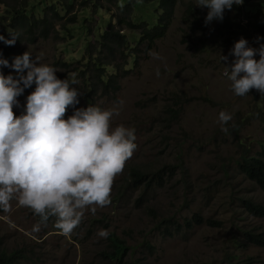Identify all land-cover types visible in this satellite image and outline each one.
I'll use <instances>...</instances> for the list:
<instances>
[{"label":"rangeland","instance_id":"obj_1","mask_svg":"<svg viewBox=\"0 0 264 264\" xmlns=\"http://www.w3.org/2000/svg\"><path fill=\"white\" fill-rule=\"evenodd\" d=\"M83 1L78 0V10ZM125 3L126 0H120L121 6ZM192 3L195 0L181 1L167 36L122 80L119 93L95 105L102 110L118 111L111 121L113 128L123 125L135 130L137 147L123 172L115 178L111 203L98 207L95 215L86 209L82 226L64 235L55 232L51 225L40 223L30 208L13 199L10 211L0 210V238L10 253L25 252L29 264H108L99 258L107 239L97 234L108 225V233L114 232L126 240L134 248V258H146L145 264H231L227 256L230 253L264 261V248L252 246L243 251L236 244L242 241L244 230L264 232V219L251 216L243 207L245 199L264 203V190L239 167L246 150L257 155L264 145V95L256 89L242 97L235 95L224 74L234 60L230 51L236 41L243 37L255 48L251 42L256 35L255 16L233 19V10L225 9V16L234 20L228 41L229 37L218 31L219 20L208 24L203 21L200 26L204 28L184 21V12ZM96 4L98 8H92L90 22L83 21L85 29L80 19L78 24L69 26L70 37L58 24L55 36L36 45L25 44L23 51L30 52L33 61L39 57L41 64L55 68L56 74L62 73L54 64L61 60L77 63L87 43L98 38L106 26L108 29L110 19L120 28L110 12L116 11V5L108 0H98ZM141 10L145 11L144 18L139 15ZM199 10V16L205 19L208 9ZM134 19L153 24L157 13L155 8L139 7ZM122 30L133 35L124 26ZM220 55L228 56V61H221ZM255 58L258 60L259 55ZM78 99L76 107L84 108L82 95ZM257 105H261V111H256ZM168 107L178 111L176 118L167 113ZM73 111L69 107L65 118ZM221 111L232 117L223 125L228 128L227 133L221 130ZM172 164L173 179L165 188H152L142 200V207L136 203L139 192L129 191L121 203L114 202L131 167H147L156 172ZM196 213L221 221L223 227L203 225L174 238L164 235L159 228L164 218H191ZM94 220H104L103 226L92 230L90 224ZM35 226H39L38 232L33 231ZM89 233L93 238L87 241ZM146 243L155 250L150 251Z\"/></svg>","mask_w":264,"mask_h":264},{"label":"clouds","instance_id":"obj_2","mask_svg":"<svg viewBox=\"0 0 264 264\" xmlns=\"http://www.w3.org/2000/svg\"><path fill=\"white\" fill-rule=\"evenodd\" d=\"M242 3L198 0L197 6L208 9V24L222 20L225 9ZM9 34L11 39L0 34V41L12 46L18 36ZM230 55L234 60L224 74L234 94L242 97L256 89L264 95V44L253 48L242 37L234 43ZM220 59L227 62L228 56L220 55ZM4 67H10L16 75L5 76ZM33 84L24 113L16 116L17 97ZM79 95L68 79L57 77L55 68L41 64L39 57L33 61L30 52L16 56L11 64L0 53V209L10 211L11 201L16 199L43 223L50 216L56 217V227L64 235L79 226L86 209L95 215L98 207L111 203L115 178L137 147L134 129L111 126L118 111L93 105L77 108ZM69 107L74 109L73 114L65 118ZM231 119L230 114L219 113L223 132H228L223 125ZM39 230V226L33 229ZM97 234L104 239L109 235L104 229Z\"/></svg>","mask_w":264,"mask_h":264},{"label":"trees","instance_id":"obj_3","mask_svg":"<svg viewBox=\"0 0 264 264\" xmlns=\"http://www.w3.org/2000/svg\"><path fill=\"white\" fill-rule=\"evenodd\" d=\"M90 1L92 0L80 2L78 10L76 7L78 6V0H0V34L4 35L6 39L12 38L9 33L18 36L12 46L5 45L0 41L2 57L11 64L16 56L24 53L23 45H36L40 41L44 42L55 36V29L58 24H61L62 30L66 31L65 33L69 34L70 37L72 35L69 26L78 24L80 19L82 28L85 29L83 21L90 22L92 8H98L96 4L98 0H93V3ZM108 1L116 5V11L111 10L110 12H112V19H117L120 28L110 19L108 29L106 26V29L101 30V34L99 33L98 38H94L93 41L87 43L86 51L77 63L72 64V62L61 60L54 64L56 68L63 71L57 73V77L68 79L70 86L76 88L82 95L86 103L84 108L89 105L95 106L99 100L120 92L122 80L138 68L143 59L148 58L156 48L158 41L167 36L182 0H126L123 6L120 5V0ZM195 2L187 6L183 16L184 21L192 26L204 28L205 26L200 25L205 19L199 16L201 11L197 6L198 0H195ZM139 7L140 9L155 8L157 21L153 24L143 19L136 21L134 19L135 10ZM76 9L77 13L75 12ZM232 10L235 14L233 19L240 16H255L253 28L256 35L252 36L251 42L255 44V48H259L261 44H264V26L261 25L264 18V0H243L241 5L234 4ZM107 12H109L108 9ZM241 13L244 15H241ZM139 15L144 18L145 11L141 10ZM214 21L217 22V20ZM233 22L234 20L225 16L224 11L223 19L219 20L221 27L218 31L222 35H227L229 37L228 41L232 38ZM122 26L127 28L133 35L123 32ZM86 30H89V27ZM87 37H90V34ZM227 37L224 40H227ZM257 37L261 39L257 41ZM2 72L5 76L9 74L16 75L10 67L2 68ZM72 80H75L76 83L71 84ZM34 88L35 84L30 88H26L24 93L17 97L19 106H14L16 116L24 113L26 97ZM261 110V105H257L256 111ZM167 113L170 117L176 118L178 116V111L170 107H168ZM258 117L263 118L262 115ZM173 166L174 164L163 167L156 172H151L147 167H131L117 189L114 202L121 203L122 198L129 191L134 194L139 192L140 195L136 199V203L139 207H142V200L152 188H165L167 183L173 179L175 173L172 171ZM239 167L243 174L255 181L264 190V145L257 155H251L250 151L246 150V155L239 161ZM243 205L251 216L264 219V203L245 199ZM35 216L40 223L51 225L55 232H61L56 227V217L50 216L47 222L43 223L38 215L35 214ZM155 216L158 221L159 217ZM81 223L75 229L82 226ZM103 224L104 220H94L90 224V228L95 230ZM203 225L213 228L223 227L221 221L206 219L201 213H196L193 217L184 219H178L176 216L167 217L159 222V228L162 229L163 234L172 238L187 231L191 232ZM103 227L105 230L109 228L108 225ZM241 237L242 241L236 243L239 250L247 251L252 246L264 248V232L244 230ZM91 238H93L92 233H89L87 241ZM106 239L107 246L99 253V258L102 261L108 264H145L146 258H134V248L129 246L127 241L120 238L116 233L110 232ZM145 246L150 251L155 250L150 243H146ZM136 249L135 251H137ZM227 256L231 264H264V261L254 257L244 258L243 255L238 253H230ZM28 260L29 257L25 252L13 251L10 253L6 249L3 239L0 238V264H29Z\"/></svg>","mask_w":264,"mask_h":264}]
</instances>
